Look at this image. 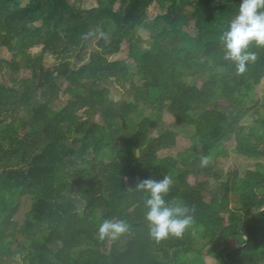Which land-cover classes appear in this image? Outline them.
<instances>
[{"label": "trees", "instance_id": "obj_1", "mask_svg": "<svg viewBox=\"0 0 264 264\" xmlns=\"http://www.w3.org/2000/svg\"><path fill=\"white\" fill-rule=\"evenodd\" d=\"M94 3L84 9L72 0H27L25 5L0 0V264H179L177 259L196 245L219 264H264V212L239 233L246 217L264 206V187L253 192L264 184V48L251 47L256 61L237 74L223 58L220 40L240 0ZM153 4L162 12L146 25L148 44L140 49L134 30ZM90 38L98 40L96 47L84 44ZM123 47L126 58L110 60ZM74 52L71 66L66 57ZM49 56L58 65L44 74ZM22 70L30 77H20ZM102 77L119 81L131 99L110 100V91L100 87ZM149 90L159 93L158 103L167 104L175 123L194 129L196 138L232 135L234 153L257 161L252 170L232 164L215 174L223 178L217 189L199 182L202 165L177 171L178 185L165 199L191 209L193 222L181 238L160 242L149 236L145 194L129 190L127 181L160 180L168 174L167 163L159 167L155 154L136 158L122 142L134 130L149 146L158 122L137 100L140 91ZM246 110L253 112L252 126H234L231 119ZM96 115L102 125L92 121ZM77 137L94 139L92 151L110 149L112 157L103 165L91 157L88 169L75 168L70 160L75 151L66 142ZM210 149L208 143L203 146L205 158ZM204 193L211 195L208 202ZM27 195L32 197L28 213L7 235V218ZM75 198L85 204L82 214ZM105 220H123L129 229L115 240L100 239ZM195 259L187 264H206L201 253Z\"/></svg>", "mask_w": 264, "mask_h": 264}, {"label": "rangeland", "instance_id": "obj_2", "mask_svg": "<svg viewBox=\"0 0 264 264\" xmlns=\"http://www.w3.org/2000/svg\"><path fill=\"white\" fill-rule=\"evenodd\" d=\"M27 0H21L22 5H25ZM95 0H84L80 2L79 0H72V4L76 6H81L84 9H92L95 5ZM178 10V9H177ZM162 12L161 8L157 4H153L149 10L147 19L144 21V24L137 25L134 30L135 42L138 43V47L140 49L147 48L148 44V32H147V24L151 19L155 16H158ZM97 39L90 38L84 42V44L96 47ZM41 50V46L36 47L32 50L34 54H38ZM99 50H97L98 52ZM91 52V50H90ZM127 49L123 47V50L120 54H115L110 57V60H122L126 58ZM2 55V50L0 49V57ZM75 52L71 55H68L66 58L72 65H75ZM5 57L9 58V55L5 53ZM88 58H92V54L88 55ZM87 59V60H90ZM199 61H203V57L199 56ZM89 61H85V64H88ZM58 65V62L54 60L53 57H47L44 62V74L45 72H52L53 68ZM7 73L8 79H14L11 77L10 73ZM20 77L26 79L30 77V72L28 70H22L19 73ZM189 82H192V79H188ZM101 88H107L109 93V99L120 103L125 99H131V95H126V89L122 86V84L115 79H107L102 77ZM264 92V88L262 90ZM261 96V95H260ZM136 101V98L134 97ZM137 100L144 104L148 110L154 111V117L158 122V127L155 131L152 132L149 138L151 142L149 146L145 147V140H143L134 130L127 131L123 137V146L132 151L134 157H140L145 154V157L152 159V154H155V158L157 159V164L162 168L164 163H167V175L170 176L173 180V186H177V181L175 180V176L177 171L184 170L188 167H192L194 164H201L202 159L205 158L204 153H202L203 146L208 143L211 145V149L209 150V155L207 157L208 163L207 165H203L205 170H203L198 175V180L201 183H204L211 189H217L219 187L220 182L223 178L218 179L215 174L225 173L230 165H236L238 168L242 170H252L255 168L257 161L249 160L234 153L235 140L231 135V139H206L201 140L200 138L195 137L194 129L191 127L184 125L178 126L172 115L168 110L167 104H159V93L156 90H149L148 92L140 91L138 94ZM262 98L260 97L259 103ZM209 108L213 109L214 106H210ZM225 111L227 109L224 108ZM253 112L246 110L243 111L242 114L238 117L231 119V122L234 126L249 128L252 126ZM93 122L102 125L103 121L100 115H96L93 117ZM3 125H0L2 128ZM77 142H66V146L75 151V154L70 157L71 161L74 163V167L80 169H88V158H95L98 161L99 165H103L107 162L111 156V150L106 149L101 153H94L90 148V144H92L94 139H84L83 137H77ZM147 142V140H146ZM83 144H87L89 147L85 148ZM151 149V151H149ZM198 162V163H197ZM207 168V169H206ZM128 188L129 190H134L136 185L128 180ZM205 200L208 202L211 198V195L208 193L203 194ZM31 196L27 195L22 198L21 205L19 210L16 209L13 211V214L9 215L7 221L4 225V230L7 235H10L16 228H18L21 223L24 221L25 215L28 213L30 207ZM75 203L79 209V212L82 214L85 210L84 202L75 198ZM236 202V197H232V205ZM95 204L98 205V201L95 200ZM182 206V204H179ZM99 212V211H98ZM15 213V214H14ZM14 215V216H13ZM101 224V221L97 222ZM10 242V238H8L7 243ZM199 245H196V248L193 249L189 253H183L177 261L179 264H187L190 262L196 261V256L201 253L205 257L206 264H219L216 259H212L203 254V250L200 249ZM172 257V255H171ZM195 263V262H194Z\"/></svg>", "mask_w": 264, "mask_h": 264}, {"label": "clouds", "instance_id": "obj_3", "mask_svg": "<svg viewBox=\"0 0 264 264\" xmlns=\"http://www.w3.org/2000/svg\"><path fill=\"white\" fill-rule=\"evenodd\" d=\"M220 40L223 44L224 59L235 65L237 74L247 71L248 64L255 62L257 54L251 47L264 48V0H240L237 14L229 22ZM207 158L201 164L207 165ZM173 180L164 175L160 180L144 179L137 183L135 191L145 194V220L149 236L156 242L170 236L181 238L193 222L191 209L187 206L170 205L165 196ZM129 225L123 221L105 220L98 229L100 239H117L127 232Z\"/></svg>", "mask_w": 264, "mask_h": 264}, {"label": "water", "instance_id": "obj_4", "mask_svg": "<svg viewBox=\"0 0 264 264\" xmlns=\"http://www.w3.org/2000/svg\"><path fill=\"white\" fill-rule=\"evenodd\" d=\"M261 187H264V184H262V185H258V186H256V187H254V188H253V192H256V191H257L258 189H260ZM262 212H264V206H263L260 210H258L257 212H252V213H250V214L246 217V219L244 220V222H243L241 228L239 229V233H241L242 228L247 224V222H248V220H249L250 218L255 217V216H258V215H260ZM243 238H244L245 240H247L246 235H243ZM246 243H247V242H246ZM246 243H245V244H246ZM243 246H244V245H243ZM243 246H241V247H239V248H236V249H234V250H231V251L240 250ZM231 251H229V252H231ZM229 252H228V253H229Z\"/></svg>", "mask_w": 264, "mask_h": 264}]
</instances>
